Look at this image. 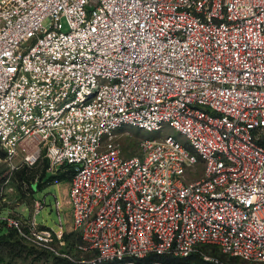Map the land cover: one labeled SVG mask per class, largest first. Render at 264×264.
<instances>
[{
	"label": "built area",
	"instance_id": "2783aa9c",
	"mask_svg": "<svg viewBox=\"0 0 264 264\" xmlns=\"http://www.w3.org/2000/svg\"><path fill=\"white\" fill-rule=\"evenodd\" d=\"M128 126L184 141L125 157ZM0 149L12 170L72 165L86 264L264 262V0H0ZM0 222L36 248L63 234Z\"/></svg>",
	"mask_w": 264,
	"mask_h": 264
},
{
	"label": "rangeland",
	"instance_id": "374dc122",
	"mask_svg": "<svg viewBox=\"0 0 264 264\" xmlns=\"http://www.w3.org/2000/svg\"><path fill=\"white\" fill-rule=\"evenodd\" d=\"M160 134H169L181 141L184 138L171 128L164 127L162 133L147 132L136 127L128 126L116 133L122 144L124 156L128 157L138 153V142L144 137H157ZM45 163L41 160L37 165L25 169L20 166L11 169V165L4 161L0 152V214L16 213L24 218H34L41 228L63 234L58 242L52 234L51 249L36 248L23 237L11 240L14 243L0 244V264H86L93 253H85L78 249L82 244L78 235L67 237L74 229L71 222L70 209L57 208L56 202L66 205L67 188L62 189L54 184L49 185L41 180L39 175ZM25 172L22 174V172ZM31 185H37L34 190ZM66 213V217H65ZM70 216V219L69 217ZM8 227L0 224V235L8 234ZM17 240V242H15ZM62 242V243H61ZM210 253V250L207 251ZM217 253H222L217 250ZM209 256V255H208ZM209 257L215 258L210 255ZM240 264H264V262H248L238 260Z\"/></svg>",
	"mask_w": 264,
	"mask_h": 264
},
{
	"label": "trees",
	"instance_id": "16d2710c",
	"mask_svg": "<svg viewBox=\"0 0 264 264\" xmlns=\"http://www.w3.org/2000/svg\"><path fill=\"white\" fill-rule=\"evenodd\" d=\"M0 152L2 153L4 157V152L1 149H0ZM43 163H45V166H44V169L41 171L39 178L41 180L46 181L49 185L56 184V183L63 182V181L69 182L71 180L73 173H74V169L72 165L64 164L56 171V173L50 174L47 171L48 164L46 160H43ZM28 168L31 169V167L25 166V169H28ZM25 172L23 171L22 174ZM36 186L37 185H31V189L34 190ZM0 209H1V205H0ZM0 224L3 225L4 227H7L2 222H0ZM7 230H8V234L0 235V244L14 243L11 240L15 238H19L18 233L15 229L8 227ZM72 235H78L79 239L81 240L80 234L76 231H74L72 234H67L66 236L70 237ZM15 242H17V240ZM209 250H210V253L207 252ZM217 250L218 249L215 247L202 246L198 252L193 253L188 257L180 258V257H175L171 254H163V255L151 254L145 260L146 262L158 261L163 264H240L238 260H241V259L227 255L225 253L218 254ZM208 255L215 256V258L213 257V259L217 260L218 263H215L214 261L209 260ZM241 261H244V260H241Z\"/></svg>",
	"mask_w": 264,
	"mask_h": 264
},
{
	"label": "crops",
	"instance_id": "0c3cea01",
	"mask_svg": "<svg viewBox=\"0 0 264 264\" xmlns=\"http://www.w3.org/2000/svg\"><path fill=\"white\" fill-rule=\"evenodd\" d=\"M55 185V187H57V186H60L62 189H64L65 188V185H66V188H67V190H68V182H66V181H63V182H59V183H56V184H54ZM66 198H67V194H66ZM66 200V199H65ZM66 203V205H59L60 206V208L62 207V208H65V209H70V207H69V205H68V203H67V201H65ZM65 217H66V213H65ZM67 217H69V219H70V216H68L67 215Z\"/></svg>",
	"mask_w": 264,
	"mask_h": 264
}]
</instances>
